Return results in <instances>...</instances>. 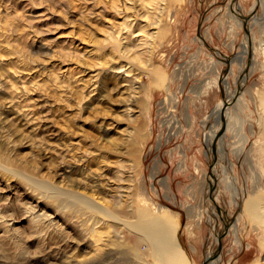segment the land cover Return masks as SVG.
Segmentation results:
<instances>
[{"label": "rangeland", "instance_id": "374dc122", "mask_svg": "<svg viewBox=\"0 0 264 264\" xmlns=\"http://www.w3.org/2000/svg\"><path fill=\"white\" fill-rule=\"evenodd\" d=\"M263 43L260 0H0V214L13 212L0 264H158L129 229L57 206L12 168L126 219L171 217L185 264H264L247 207L264 202Z\"/></svg>", "mask_w": 264, "mask_h": 264}, {"label": "bare ground", "instance_id": "6f19581e", "mask_svg": "<svg viewBox=\"0 0 264 264\" xmlns=\"http://www.w3.org/2000/svg\"><path fill=\"white\" fill-rule=\"evenodd\" d=\"M260 3L263 4L264 0H260ZM159 31L163 32V29H159L158 33H159ZM156 38H157V36L155 35L153 40L156 39ZM155 45H156V43H155V41H153V43H151L150 48H149V54H152L153 49L155 48ZM121 47H122L121 46V41L114 42L112 44V51L115 54H117L116 58L119 60L120 63H121V61H123V53H122V48ZM261 47H262V50L264 52V43L262 44ZM149 54H148V56H143L141 53L138 54V66L144 67V68L147 67L146 69L148 70L151 82L156 83L159 80V78L161 77V75L159 73V70L152 65L151 56ZM111 55H114V54H111ZM129 60H130L131 63H134L133 58H129ZM227 92H229L228 89H227L226 93ZM260 95H261V93H260ZM260 99L264 103V95H262ZM221 107H222L221 104H219L216 107V109H215V115L217 116V119H219V113H220V111L222 109ZM215 131L216 130L213 129L211 134L209 135V137L207 139L208 145H210L211 140L214 138ZM221 137H219V139L217 141L218 142V145H217V150L218 151L221 149L220 148L221 147ZM2 163H4V162L2 161ZM9 170H11L13 173H16V174L22 176L24 182H22V181L21 182L23 184L25 183V185L27 184V186L29 188H31L32 191L33 190L36 191L43 198H48V200L51 199V200L55 201V204L57 206H69V207H73V208L78 207V208H82V209L83 208H87L90 212H93V214H95V215L96 214H100L102 217H105L107 220L116 221L117 224H119L120 226L122 225L123 227H125V228L129 229L130 231H132V233H133V242H132V246L131 247L135 250V256L137 258L142 256L141 254H143L144 251H147L148 254L150 253L151 255H153L156 258V261L158 262V264H185V255L183 254L182 250L180 249L179 245L177 244V242L175 240V225L176 224H175V222L172 221L171 217H169V218H166V217L159 218L158 216L151 214L148 210H146L144 208H137L136 211H135V214L133 215V217L131 219H126L128 217L123 218L122 214L118 211L119 210L118 206H120L119 205L120 203L119 204H114V205L104 204L102 206V205L96 203L94 201L95 198L93 199L92 195H90V194H88L86 192L84 194H80L79 192H77L76 190H74V189H72L70 187L69 188H67V187L60 188V187H58L59 185L56 186V184H53L52 182H50V180L49 181L41 180V179L37 178L34 175H30L29 173H26V172H24L22 170H19V168L18 169L12 168V169H9ZM2 171H5V170H2ZM17 178H18V176H17ZM19 179H21V178H19ZM68 184H70V183L68 182ZM72 184L76 185L75 182H73ZM91 191H92V189H91ZM94 192H92V193H94ZM24 206L25 205H23V207ZM247 207H248V211L251 212L255 216L256 219H258V220H260L261 222L264 223V210H263L264 209V202L259 197H254L251 200H249L247 202ZM25 208L26 209H24V208L23 209L30 211V214L33 215L31 217H33L35 219L34 221H38V220L41 219V214H39V213L35 214L34 213L35 210H32L34 208V206H32V204L31 205L30 204L26 205ZM90 212H89V214H90ZM132 212H134V211L132 210ZM2 213H3V211H2ZM40 213H42V215L44 214L43 212H40ZM12 214H13V212H12ZM12 214L11 213L0 214V219H1L0 220V227L3 226L2 224L7 223L8 219L12 218V216H11ZM91 214H90V216H91ZM31 217H29V218H31ZM14 218H16V215L14 216ZM97 222H99V221H97ZM104 224L105 225H109V224H106V223H104ZM110 224H111V222H110ZM94 227L95 226H93V228H92L93 230H94ZM2 228H4V227H2ZM5 228L8 229V227H5ZM2 233L3 232H1V234ZM4 237H5V235H4ZM96 238H95V240H96ZM0 242H1V238H0ZM122 243H123V241H122ZM141 244L145 245L144 246L145 247L144 251L140 250ZM127 254H128V252H127ZM211 254H212V252H207V254L205 256V261L207 260L206 264H214V262H213L214 261L213 260L214 257ZM140 259H141V257H140ZM134 264H137V263H134Z\"/></svg>", "mask_w": 264, "mask_h": 264}, {"label": "water", "instance_id": "95a60500", "mask_svg": "<svg viewBox=\"0 0 264 264\" xmlns=\"http://www.w3.org/2000/svg\"><path fill=\"white\" fill-rule=\"evenodd\" d=\"M231 97L233 98L234 97V94ZM230 103H231V100H224L223 101V107H222V109H221V111L219 113V116L222 117L223 110L227 107V104H230ZM212 148H213V151H214V142L212 143Z\"/></svg>", "mask_w": 264, "mask_h": 264}]
</instances>
